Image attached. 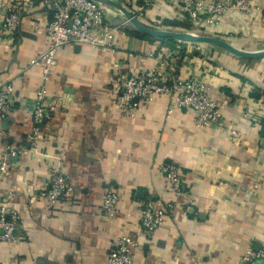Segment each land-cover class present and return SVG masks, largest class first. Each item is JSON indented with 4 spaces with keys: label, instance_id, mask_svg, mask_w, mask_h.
<instances>
[{
    "label": "crops",
    "instance_id": "1",
    "mask_svg": "<svg viewBox=\"0 0 264 264\" xmlns=\"http://www.w3.org/2000/svg\"><path fill=\"white\" fill-rule=\"evenodd\" d=\"M12 2L18 3L21 24L12 43L2 38L0 28V79L12 81L16 107L30 106L42 84L62 101L42 123L36 146L25 112L0 120V163L6 153L0 199L20 216V240L0 244V264H106L122 234L138 243L133 264H237L248 247L259 249L264 240V118L250 119L247 112L264 98V58L235 57L206 43H183L177 49L176 41L146 40L121 26L113 52L63 46L43 82L34 60L47 47L50 5L0 0V19ZM253 5L249 14L227 13L208 32L244 50L264 48V0ZM180 12L159 3L139 18L146 25L182 30L187 20ZM166 20L178 24L166 25ZM155 58L162 71L201 80L221 122L200 127L193 110L174 107L166 95L135 99L133 116L126 114L113 82L153 67ZM167 163L179 169L178 194L162 170ZM55 165L73 193L50 205L40 192ZM108 185L119 197L112 217L101 206ZM147 201L173 205L150 236L139 223V208Z\"/></svg>",
    "mask_w": 264,
    "mask_h": 264
},
{
    "label": "built area",
    "instance_id": "2",
    "mask_svg": "<svg viewBox=\"0 0 264 264\" xmlns=\"http://www.w3.org/2000/svg\"><path fill=\"white\" fill-rule=\"evenodd\" d=\"M50 5L51 19L47 33V47L37 58L40 64L43 82H46L57 63L59 50L67 44H85L93 48L115 51L114 37L116 31L127 21L121 20L116 11L101 6L92 0H43ZM127 9L131 8L134 16L153 8L159 3L167 6H177L181 16L190 26L186 31L191 33H206L209 28L218 26L222 18L229 12L240 11L249 14L254 11V0H116ZM18 3L12 2L7 6L0 19L1 36L12 43L14 35L21 24V14ZM140 19V18H139ZM157 23L156 19H152ZM152 27V26H151ZM154 27V26H153ZM181 44L177 42L176 48ZM150 54V52L148 53ZM159 58H155V65L142 68L128 77H119L113 82V91L117 94V103L126 114L133 116L135 99L150 101L158 95H166L176 108L193 110L196 114L195 123L200 127L218 124L222 114L211 97L208 88L201 81L192 76L181 78L175 70L162 71ZM119 94V95H118ZM61 96H49L44 84L36 88L30 106H14V88L12 81L0 79V120L15 116L23 111L32 121L30 141L36 146L41 133L42 123L60 107ZM256 107L247 113L249 118L258 120L264 98L254 101ZM171 112V109L169 110ZM246 113V114H247ZM246 116V115H245ZM264 148V142L262 144ZM14 154V151L10 152ZM167 183L171 190L178 194L181 191L182 179L178 167L173 163L162 166ZM6 172V153L1 156L0 174ZM73 186L59 165L51 168L45 188L40 196L50 205L61 199L70 197ZM118 194L113 186L108 185L101 196L102 212L112 217L118 205ZM173 208L172 203L167 206H156L147 201L139 208V223L145 234L150 236L164 222ZM20 216L7 199H0V244L14 245L20 240ZM138 243L129 236L122 234L117 237L113 248L107 253L106 264H133L134 251ZM237 264H264V240L259 249L248 247L237 261Z\"/></svg>",
    "mask_w": 264,
    "mask_h": 264
},
{
    "label": "water",
    "instance_id": "3",
    "mask_svg": "<svg viewBox=\"0 0 264 264\" xmlns=\"http://www.w3.org/2000/svg\"><path fill=\"white\" fill-rule=\"evenodd\" d=\"M99 3L101 6L107 7L116 11L128 25L137 32L153 36L156 38H170L179 43H206L216 46L229 54L246 59H261L264 58V48L258 50H244L236 47L234 44L206 33H191L186 30H174L165 28L151 27L143 23L138 17L134 16L125 6L116 0H92ZM4 120L8 121V118Z\"/></svg>",
    "mask_w": 264,
    "mask_h": 264
},
{
    "label": "trees",
    "instance_id": "4",
    "mask_svg": "<svg viewBox=\"0 0 264 264\" xmlns=\"http://www.w3.org/2000/svg\"><path fill=\"white\" fill-rule=\"evenodd\" d=\"M179 9V8H178ZM128 10L130 11V12H134V10L133 9H131V8H128ZM181 11V10H180ZM180 13H182V12H180ZM163 22V21H162ZM163 23H165L166 25H177L178 23H176V22H171V21H168V20H166V21H164ZM148 25V24H147ZM156 24H151V26H155ZM150 26V25H149ZM180 27L182 28V30H188L189 28H190V26H189V24H188V22L187 23H184V24H180ZM173 29V28H172ZM174 30H176V29H174ZM131 34H133V35H135V36H137V37H139V38H143V39H146V40H150V41H154V40H160V41H166V42H170V44H174L175 43V41L173 40V39H170V38H156V37H153V36H149V35H146V34H142V33H140V32H137V31H131L130 32ZM182 52H183V50H182Z\"/></svg>",
    "mask_w": 264,
    "mask_h": 264
},
{
    "label": "rangeland",
    "instance_id": "5",
    "mask_svg": "<svg viewBox=\"0 0 264 264\" xmlns=\"http://www.w3.org/2000/svg\"><path fill=\"white\" fill-rule=\"evenodd\" d=\"M114 11V10H113ZM119 15V14H118ZM120 16V15H119ZM122 16V15H121ZM120 16V18H121V20H125V19H123L122 17ZM124 26H129L128 25V23H126ZM153 27V26H152ZM154 27H156L157 28V26H154ZM166 29V28H165ZM209 34V33H208ZM209 35H212V34H209ZM213 48H216L217 50H221L220 48H218V47H213Z\"/></svg>",
    "mask_w": 264,
    "mask_h": 264
}]
</instances>
